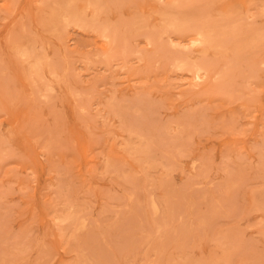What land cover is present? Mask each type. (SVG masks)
Returning a JSON list of instances; mask_svg holds the SVG:
<instances>
[{
  "label": "rangeland",
  "instance_id": "1",
  "mask_svg": "<svg viewBox=\"0 0 264 264\" xmlns=\"http://www.w3.org/2000/svg\"><path fill=\"white\" fill-rule=\"evenodd\" d=\"M0 264H264V0H0Z\"/></svg>",
  "mask_w": 264,
  "mask_h": 264
}]
</instances>
